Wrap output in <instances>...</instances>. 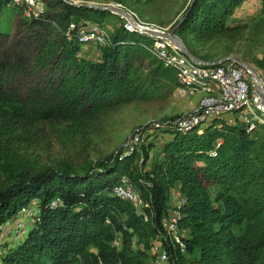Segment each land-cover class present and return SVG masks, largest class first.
I'll return each mask as SVG.
<instances>
[{
	"label": "trees",
	"instance_id": "16d2710c",
	"mask_svg": "<svg viewBox=\"0 0 264 264\" xmlns=\"http://www.w3.org/2000/svg\"><path fill=\"white\" fill-rule=\"evenodd\" d=\"M39 1L43 11L38 18H20L22 31L0 32V223L20 207L18 199L40 198V221L21 247L24 256L33 254L29 264H63L68 257H77L80 264L116 263L122 257H115L111 247L114 233H162L166 191L176 183L187 202L178 227L188 228L191 238L184 242L185 254L174 250V255L168 248L169 264H264V125L247 133L239 124L215 121L201 133H176L151 178L139 174L136 165L128 171L129 160L116 159L80 170L39 167L28 172L25 167L23 175H15L23 163L14 143L24 141L34 122L63 126L88 120L140 76L150 83L167 82L170 91L179 86L175 73L144 49L151 40L123 28L100 47L99 60L80 59L79 44L64 36L66 30L79 22L98 24L108 13L65 0ZM243 1L191 0L174 24L175 34L193 56L208 62L196 54L194 42L230 39L236 28L227 19ZM6 7L0 0V15ZM124 175L146 203L141 215L146 223L129 203L108 195ZM208 186L220 188L222 209L211 205ZM54 197L62 208H50ZM78 203L83 208L74 212ZM234 227L241 232L236 234ZM90 246L97 255L87 251Z\"/></svg>",
	"mask_w": 264,
	"mask_h": 264
},
{
	"label": "rangeland",
	"instance_id": "374dc122",
	"mask_svg": "<svg viewBox=\"0 0 264 264\" xmlns=\"http://www.w3.org/2000/svg\"><path fill=\"white\" fill-rule=\"evenodd\" d=\"M73 3L87 4L93 7H117L127 12L131 18L141 24H152L159 28L171 31L174 24L181 19L182 13L191 0H66ZM108 14L100 22L94 23L100 26L103 32L112 37L114 30L121 29L125 17L118 13L106 11ZM20 13V14H19ZM21 19H29L20 7H6L0 15V32L17 34L22 31L18 25ZM92 24L91 21L79 22L80 24ZM226 24L236 28L230 39L217 38L209 42H194L196 54L208 62H217L228 57H236L250 68L254 78L264 84V11L261 0H244L227 19ZM238 27V29H237ZM77 56L88 61H97L101 57L100 47H88L80 49ZM146 72L143 70V75ZM129 90L121 92L110 105L94 113L88 120L78 121L63 125L39 121L34 122L23 140H17L15 155L20 163L15 175H23V169L36 170L39 167L60 169L68 166L71 170H80L99 162L113 161L130 162L128 171L132 165L137 166V172L141 175L148 174L153 177L152 171L158 166L164 157L165 146L170 143L176 133L157 131L151 132L153 138L148 136L147 129L155 123L172 121L176 116L194 110L189 102L197 99V95H185L179 93L176 87L169 89L167 82L156 80L150 83L140 76L138 80H132ZM28 125V123H27ZM205 128L197 130L201 133ZM142 133V143L131 145L133 134ZM14 141V139L12 140ZM128 181L124 175L120 182ZM142 183L148 188L150 184L142 179ZM218 186H208L207 192L213 208L222 209V202L218 201ZM167 193V210L164 215L176 205L182 209L187 206L186 196L176 183L169 187ZM54 197L49 203L56 200ZM183 203V204H182ZM18 206L12 210L6 220L0 223V264H29L33 254L24 256L21 247L29 242L30 231L40 221L42 214L40 198L30 200L18 199ZM136 216H140L146 223L143 215L144 207L141 204H130ZM51 209L62 208L61 204L51 205ZM83 208V204H76L73 211ZM124 217V213L120 215ZM183 217L181 212V218ZM127 234L114 233L111 247L115 257L121 260L114 264H156V254L163 244L161 233L148 236L144 229L138 232L125 229ZM234 232L239 234L241 229L234 227ZM142 233V234H140ZM183 243L191 238L190 231L186 227L177 230ZM30 245L34 246L31 241ZM186 243H184V246ZM87 251L97 255V250L88 247ZM186 252L184 251V254ZM185 258H192L186 255ZM47 262L46 259H44ZM112 263V264H113ZM63 264H80L77 257H68ZM101 264V263H99Z\"/></svg>",
	"mask_w": 264,
	"mask_h": 264
},
{
	"label": "built area",
	"instance_id": "2783aa9c",
	"mask_svg": "<svg viewBox=\"0 0 264 264\" xmlns=\"http://www.w3.org/2000/svg\"><path fill=\"white\" fill-rule=\"evenodd\" d=\"M8 6L23 10L25 16L38 18L43 11L39 0H4ZM122 28L129 33H137L148 37L151 42L144 45V49L161 65L175 73L179 82V93L194 95L201 93L202 97L194 110L176 116L172 121L153 124L147 129L151 132L166 131L184 134L210 126L215 121H224L229 125L239 124L247 133H251L258 126L264 125V84L253 81L252 72L244 70L233 61L218 65H200L189 60L168 36L166 29L155 25L141 24L134 20L131 24L127 19ZM152 33V34H150ZM64 36L68 40H75L79 50L88 47H104L111 43L110 36L100 29L97 24L71 25ZM153 138V136H151ZM142 143V133L137 132L130 139L131 145ZM219 144V143H218ZM218 147V146H217ZM216 155L215 151L211 152ZM109 196L120 199L126 203L145 207L140 193L127 181L122 180L109 192ZM60 205L57 198L50 203ZM183 204V203H182ZM181 218V206H174L167 214L161 217L163 244L159 248L155 259L156 264H169L171 255L168 248L179 250L184 254L185 246L182 239L177 236L178 223ZM166 244V247L165 245Z\"/></svg>",
	"mask_w": 264,
	"mask_h": 264
},
{
	"label": "water",
	"instance_id": "95a60500",
	"mask_svg": "<svg viewBox=\"0 0 264 264\" xmlns=\"http://www.w3.org/2000/svg\"><path fill=\"white\" fill-rule=\"evenodd\" d=\"M66 1V0H65ZM69 4L75 5V6H84L86 8L89 9H95V10H99V11H111L112 13H118L121 14L123 17H125L131 24H134V20L131 18V16L123 11L120 8L117 7H105V8H100V7H93L87 4H79V3H73L70 1H66ZM152 34V33H150ZM163 36H168L169 38H171L175 44L180 48V50L182 51V53L192 62L196 63V64H200V65H218L224 62H228V61H233L235 63H238L244 70L248 71L249 73H251L250 68H248V66L243 63L240 59L236 58V57H228L225 59H222L220 61L217 62H212V63H208L205 61H202L198 58H196L195 56H193L188 49L185 47V45L183 44V42L180 40V38L175 34V29H172L171 31H169V33L164 34ZM253 81L256 83V86H258V81L254 78V76H252ZM259 88V86H258Z\"/></svg>",
	"mask_w": 264,
	"mask_h": 264
},
{
	"label": "crops",
	"instance_id": "0c3cea01",
	"mask_svg": "<svg viewBox=\"0 0 264 264\" xmlns=\"http://www.w3.org/2000/svg\"><path fill=\"white\" fill-rule=\"evenodd\" d=\"M194 95H197V99H196L195 101H193V102H189V104H190L192 107L196 108L197 105H198V103H199L200 98L202 97V94H201V93H196V94H194ZM191 96H193V95H191Z\"/></svg>",
	"mask_w": 264,
	"mask_h": 264
}]
</instances>
